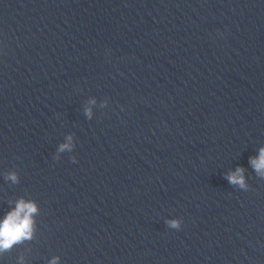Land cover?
Here are the masks:
<instances>
[{
  "label": "clouds",
  "instance_id": "9594fccd",
  "mask_svg": "<svg viewBox=\"0 0 264 264\" xmlns=\"http://www.w3.org/2000/svg\"><path fill=\"white\" fill-rule=\"evenodd\" d=\"M85 111L90 117L91 110L86 109ZM67 140L69 142L61 144L59 151L71 150L72 137L68 136ZM72 160L75 162L76 158L73 157ZM250 163L259 175L264 176V147L260 148L257 157L250 158ZM243 172V168L237 167L235 172L228 174V181L233 185H239L241 188H244L245 181ZM6 178L14 183L17 182L15 173H9ZM37 211L38 208L34 202L23 199L16 202V207L0 221V252L10 250L15 244L32 238L34 231L33 217ZM168 224L172 228H179V221L177 220L168 221ZM51 264H56V258L51 261Z\"/></svg>",
  "mask_w": 264,
  "mask_h": 264
}]
</instances>
